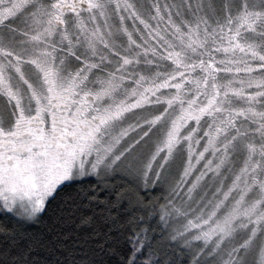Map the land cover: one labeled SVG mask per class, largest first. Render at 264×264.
I'll use <instances>...</instances> for the list:
<instances>
[{"label": "rangeland", "instance_id": "374dc122", "mask_svg": "<svg viewBox=\"0 0 264 264\" xmlns=\"http://www.w3.org/2000/svg\"><path fill=\"white\" fill-rule=\"evenodd\" d=\"M28 2L5 0L7 18L27 17L14 40L28 44L30 60L24 70L6 56L22 45L0 32L1 98L44 84L80 87L98 97L104 118L64 169L43 157L25 179L0 175V213L35 219L62 186L120 174L172 190L185 177L180 203H204L214 217L264 216L250 209L264 203V0H90L59 34L60 47L28 36L43 23L26 14L45 1ZM188 217L187 240L213 253L209 264H249L253 251L236 263L229 249L226 259L214 254L228 238L225 221Z\"/></svg>", "mask_w": 264, "mask_h": 264}, {"label": "trees", "instance_id": "16d2710c", "mask_svg": "<svg viewBox=\"0 0 264 264\" xmlns=\"http://www.w3.org/2000/svg\"><path fill=\"white\" fill-rule=\"evenodd\" d=\"M185 180L178 177V192L120 174L90 178L62 186L35 219L0 213V264H209L213 253L187 240L192 230L182 223L191 213L225 221L228 238L214 254L226 259L229 249L236 263L253 251L248 263L264 264V216L214 217L204 203H180Z\"/></svg>", "mask_w": 264, "mask_h": 264}, {"label": "flooded vegetation", "instance_id": "af4514ba", "mask_svg": "<svg viewBox=\"0 0 264 264\" xmlns=\"http://www.w3.org/2000/svg\"><path fill=\"white\" fill-rule=\"evenodd\" d=\"M44 1L42 7L26 14L34 22L43 23L28 36L31 40L48 46L56 42L55 45L60 47L64 40L63 35L59 37L61 31L68 26L72 16L89 11L92 3L90 0ZM49 3L52 9L43 8L45 5L48 7ZM5 6V0H0L1 36L9 37V42L12 40L15 46L22 45L21 53L7 51L5 55L21 61L25 70V65L30 60L28 44L14 39L19 34L17 22L26 21L27 17L14 18L23 15L18 12L7 18L3 13ZM50 22L52 32L49 31ZM41 74L47 78L46 73L41 71ZM45 85L39 86L34 94L27 91L25 94L5 98L0 95V175L5 179L27 178L43 157L52 158L60 170L64 169L69 163L72 149L103 123L104 117L98 115L93 107L98 104L95 94H84L80 87L77 89L82 94H79L60 87L58 83Z\"/></svg>", "mask_w": 264, "mask_h": 264}]
</instances>
